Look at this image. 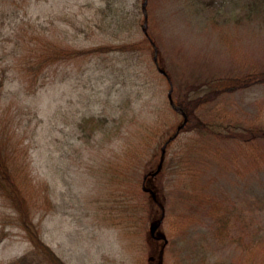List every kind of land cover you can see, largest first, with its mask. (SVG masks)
Wrapping results in <instances>:
<instances>
[{
	"label": "rangeland",
	"instance_id": "rangeland-1",
	"mask_svg": "<svg viewBox=\"0 0 264 264\" xmlns=\"http://www.w3.org/2000/svg\"><path fill=\"white\" fill-rule=\"evenodd\" d=\"M141 3L0 0V72L5 73L0 106L11 105L29 123L27 132L19 130L16 135L28 148L31 176L48 184L54 205L35 217L41 238L67 264H236L235 245L212 240L201 214L189 213L188 197L167 206L166 220L142 229L129 230L102 218L100 200L109 191L110 173H125L130 188L139 193L146 173L159 171L163 155L165 171L151 182L166 202L180 191L178 157L196 133L180 132L169 145L168 141L182 119L170 98L181 97L188 90L185 83L195 79L196 90H202L210 76L264 67V27L251 22L237 28L208 19L214 15L225 21L240 13L243 2L149 0L147 37L158 43L156 52L147 47L140 27L144 20L137 5ZM215 27L240 38L227 48ZM45 38L69 46L74 54L82 53L72 56L71 52L37 77L25 61L31 47L40 52ZM123 41L138 47L114 48ZM97 45L111 49L84 52ZM157 57L163 69L155 66ZM164 67L173 82L164 76ZM207 107V113L244 132L253 116L263 113L264 84L211 95ZM99 119H105L104 127L91 132V123ZM224 141L217 142L218 163H212L200 179L196 177L198 185L207 183L203 189L236 200L246 213L253 209L248 216L264 226V208L257 205L264 203V139ZM209 152L214 153L213 148ZM253 168L259 171L253 173ZM190 215L191 225L179 232L176 225L187 222ZM150 230L166 241L160 258L147 242ZM29 248L19 227L0 223V263Z\"/></svg>",
	"mask_w": 264,
	"mask_h": 264
},
{
	"label": "trees",
	"instance_id": "trees-1",
	"mask_svg": "<svg viewBox=\"0 0 264 264\" xmlns=\"http://www.w3.org/2000/svg\"><path fill=\"white\" fill-rule=\"evenodd\" d=\"M142 1L143 3L137 5V7L144 20L140 27L144 36L147 37L149 31V0ZM236 1L243 2L240 13L232 14L222 22L211 15L208 17L209 22L232 24L237 28L246 23L257 22L258 26L264 27V0ZM134 22L138 24L137 20ZM215 30L219 33L218 39L224 41L227 48L233 47V39L240 38L239 35H234L233 31L230 33L222 27H215ZM34 37L35 35L30 37V41ZM146 37H144L145 41ZM52 41L45 38V42L40 46V52L31 47L32 49L26 57L27 69L37 77L43 76L45 74L44 68L58 59L69 58L71 52L72 56L82 53L78 50L74 54L69 46H60ZM124 42L114 48L117 49L118 47L119 50H124L138 47L135 44ZM147 43V47L153 49L154 52L158 50L159 45L157 46L158 43L154 41L153 36L152 38L147 37ZM110 49L111 47L107 45H97L84 52H106ZM157 58L155 59L156 68L163 69L160 58ZM167 70L165 69L164 76L173 82ZM3 71L1 70L2 74L0 72V86L3 85L5 79ZM194 82L195 79L190 83H185L188 90H183L181 97L170 98L171 106L181 115L182 119L172 133L168 145L172 139L174 141L177 138V134L180 132L196 133V136L192 137L188 143L186 142L187 145L183 150V154L178 157L177 170L180 174V180L177 181L176 186L180 191L170 202H166L167 199L165 200L159 196V192L154 188L153 182H151L152 179L159 176V171H165V161H163L162 155V164L159 171L155 174L146 173L148 175L143 180V186L139 190L140 194L137 193L138 190L130 188L131 183L125 173L114 172L109 174V191L105 192L104 197L101 198L102 200L99 199L103 214L102 218L112 223L122 224L128 229L129 227L142 229L148 223L166 220L167 206H170V204L174 206V204L179 203V198L188 197L191 201V205L188 204L189 213H198V216L201 214V220L206 222V229L212 240L219 242L226 240L235 245L238 252L236 264H264V226L254 224L253 217L248 216L247 213H252L253 209L246 213L244 207L238 205L236 200L223 198V195L218 194L217 196L213 192L203 189L208 184L204 183L200 186L196 178L200 179L204 176L211 168V164L217 161L218 156H216L215 151H218L217 142H219V139L220 142H223V139L225 141L242 142L248 136L251 138L257 136L264 139V110L262 114L253 116L250 126L245 127L244 132L238 131L234 123L224 121L220 117L218 119L215 114L211 115L206 112L211 95L219 97L222 93H232L248 86L264 84V67H246L244 70L210 76L204 81L207 87L202 90L201 88L196 90L198 84L196 85ZM191 86L192 88H190ZM178 87H181V82L178 83ZM174 90L176 91L175 87ZM189 90L193 92H188ZM10 107L11 105L0 106V205L2 208L0 223L19 227L30 242V248L9 262L0 264H67L41 238L40 228L38 222L35 221V217L37 215L42 216L47 209L53 208L50 188L47 183L37 181L31 176L28 148L23 144L22 138L16 135L19 130L27 132L30 125L25 123L21 112ZM104 123L105 119L104 122L101 119L92 122L90 125L92 126L91 132L97 128L102 129ZM176 131L177 133H175ZM203 139L204 141H202ZM256 143L259 144L260 141L258 140ZM211 148H213L214 153L209 152ZM256 161L257 159L253 158L255 164L258 163ZM235 171H238V169L236 168ZM258 171L259 169H254L253 173ZM149 178L151 179L149 180ZM113 180L116 181L113 182ZM261 204H263L262 207ZM257 205L260 209L264 208L263 202ZM177 217L181 218V216ZM192 218L193 215L188 216L189 220L187 222L176 220L178 222L176 227L179 226L177 230L179 232L183 228L187 230L191 225ZM159 227H161V224H159ZM3 234L6 233L3 231ZM147 242L150 250L160 258L166 241L158 236L156 232L150 230ZM232 264H234V261Z\"/></svg>",
	"mask_w": 264,
	"mask_h": 264
}]
</instances>
